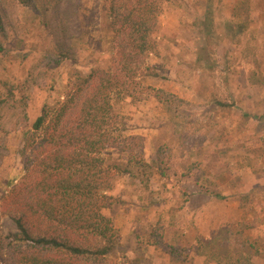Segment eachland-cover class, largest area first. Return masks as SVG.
<instances>
[{
	"label": "rangeland",
	"instance_id": "obj_1",
	"mask_svg": "<svg viewBox=\"0 0 264 264\" xmlns=\"http://www.w3.org/2000/svg\"><path fill=\"white\" fill-rule=\"evenodd\" d=\"M25 1L0 0V264L23 133L112 47L103 0ZM241 1L164 0L144 57L157 77L114 99L127 156L147 166L113 184L110 264H264V0L247 17Z\"/></svg>",
	"mask_w": 264,
	"mask_h": 264
},
{
	"label": "trees",
	"instance_id": "obj_2",
	"mask_svg": "<svg viewBox=\"0 0 264 264\" xmlns=\"http://www.w3.org/2000/svg\"><path fill=\"white\" fill-rule=\"evenodd\" d=\"M163 3L103 0L111 49L87 75L75 68L62 100L44 105L23 133L22 176L4 197L18 212L17 234L6 236L7 264H110L115 256L118 232L103 211L114 204L117 177L131 178L133 162L147 165L127 156L124 120L113 104L130 97L127 84L136 88L142 78L157 77L144 57L156 49ZM240 9L249 15L246 0Z\"/></svg>",
	"mask_w": 264,
	"mask_h": 264
},
{
	"label": "crops",
	"instance_id": "obj_3",
	"mask_svg": "<svg viewBox=\"0 0 264 264\" xmlns=\"http://www.w3.org/2000/svg\"><path fill=\"white\" fill-rule=\"evenodd\" d=\"M145 253H146V252H145ZM145 253H144V254H145ZM150 257L153 258V255H151ZM150 257H148V259H147L149 263L152 262V261H151L152 259H151ZM156 261H157V258L155 257L154 262H156ZM169 262H170V259H169Z\"/></svg>",
	"mask_w": 264,
	"mask_h": 264
}]
</instances>
